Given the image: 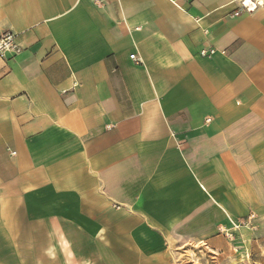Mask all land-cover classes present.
<instances>
[{
	"label": "crops",
	"instance_id": "1",
	"mask_svg": "<svg viewBox=\"0 0 264 264\" xmlns=\"http://www.w3.org/2000/svg\"><path fill=\"white\" fill-rule=\"evenodd\" d=\"M237 1L0 0L1 246L142 264L264 213V0Z\"/></svg>",
	"mask_w": 264,
	"mask_h": 264
},
{
	"label": "rangeland",
	"instance_id": "2",
	"mask_svg": "<svg viewBox=\"0 0 264 264\" xmlns=\"http://www.w3.org/2000/svg\"><path fill=\"white\" fill-rule=\"evenodd\" d=\"M251 217L231 224L223 244L209 246L175 238L160 261L142 264H264V213ZM49 237L48 245H37L41 238L34 246L0 245V264H117L87 237H76L73 245L62 236L59 245L57 235Z\"/></svg>",
	"mask_w": 264,
	"mask_h": 264
},
{
	"label": "built area",
	"instance_id": "3",
	"mask_svg": "<svg viewBox=\"0 0 264 264\" xmlns=\"http://www.w3.org/2000/svg\"><path fill=\"white\" fill-rule=\"evenodd\" d=\"M238 11H235L231 17H237L241 13H252L263 6V3L258 0H238ZM22 52V47L17 41V36L11 32L0 34V60L12 59ZM215 53L214 49L201 50L199 56L201 58H210ZM129 59L134 63H139V60L134 55H130ZM13 154V153H11Z\"/></svg>",
	"mask_w": 264,
	"mask_h": 264
}]
</instances>
